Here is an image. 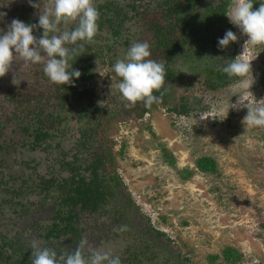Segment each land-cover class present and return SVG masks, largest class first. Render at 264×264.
Returning a JSON list of instances; mask_svg holds the SVG:
<instances>
[{
    "label": "rangeland",
    "instance_id": "obj_1",
    "mask_svg": "<svg viewBox=\"0 0 264 264\" xmlns=\"http://www.w3.org/2000/svg\"><path fill=\"white\" fill-rule=\"evenodd\" d=\"M159 1L93 0L94 7L110 3L124 13L123 28L116 38L106 29L100 33L96 48L100 57L93 60L88 82L96 113L119 107L121 95L116 85L120 78L111 66L143 35L136 13L146 16L156 11ZM38 2L40 7L31 8L26 0H0V13H6L0 17V30H6L13 18L37 23L51 0ZM217 2L206 0V4ZM230 25L237 35L236 57L250 61L249 75L225 89L202 92L197 73L203 62L186 64L180 58L172 69L180 72L183 86L168 102L171 107L180 96L187 97L192 109L187 117L160 106L142 118L108 123L99 131L103 137L99 139L112 145L105 151L112 153L125 189L99 214H79L78 236L79 241H86V255L109 252L125 264L123 257L128 252L149 244L157 256L145 264H229L223 251L231 248L240 256L234 264H264V231L260 227L264 223V128L249 129L242 122L247 112L244 104L253 100L264 103V47L253 49L246 43L247 37ZM58 27L71 30L75 22ZM42 31L38 28L33 35L39 37ZM225 31L214 37L221 38ZM42 69L43 62L24 68L17 57L0 77V236L16 240L26 252H32L33 241L40 248H50L43 237L52 218V202L37 185L43 177L65 176L60 163L74 149L79 126L76 115L59 109L60 123L51 126L52 138L45 151L31 148V129L28 134L11 121L12 114L26 117L36 111V104L50 111L47 98L52 87ZM24 95L31 99L26 101ZM162 149L172 155L173 165L164 159ZM203 156L215 161L216 174L196 170L195 162ZM186 172L191 173L188 179L184 178ZM128 193L132 204H127ZM120 226H126V231H119ZM79 241L67 245L60 240L55 247L61 253L73 252ZM213 256L218 258L212 260Z\"/></svg>",
    "mask_w": 264,
    "mask_h": 264
},
{
    "label": "trees",
    "instance_id": "obj_2",
    "mask_svg": "<svg viewBox=\"0 0 264 264\" xmlns=\"http://www.w3.org/2000/svg\"><path fill=\"white\" fill-rule=\"evenodd\" d=\"M203 2L205 0H163L162 5L156 11L149 12L146 15L147 21L143 23V35L136 42L148 43L149 59L164 63L165 85L162 86L160 92L153 93L154 95L163 93L159 104L153 103L150 108H146L142 101L138 102L140 104L139 114L137 113L138 118H142L145 113H149L152 109L160 106L165 108L167 112L177 116L187 117L189 115L188 99L184 95L177 98L171 107H169L168 102V100L174 98L176 89L180 85L183 86L180 82V72L172 69L174 63L180 58L186 64H192L196 60L203 62L201 73H197V77L201 78L199 84L202 92L222 90L239 80V78L230 79L218 70L236 57V41L230 42L225 48H219L217 46L218 38L214 37V34L221 32L223 29L234 32L233 27L224 15L232 4V0H218L217 3L205 7L203 13L199 15L196 10ZM260 2L263 1L253 0V10L259 7ZM96 9L98 10L99 18L97 20L98 31L93 38L94 42L91 44L84 43L83 53L69 62L72 64V70H79V78L74 79L70 84H56L58 86L57 90H55V98L57 97L58 100L57 108L62 111L74 114L76 103L80 102L83 97L86 98L88 94L87 81L85 80H87L86 75L90 72V60L100 57L99 51H96L99 46L100 33L108 28V33L116 36L123 25L124 20H120V17L124 16V14L121 13L122 8L118 5L104 3L98 5ZM112 19H116V27L113 26ZM58 88H60V91ZM24 97L26 101L30 99L26 98L28 95ZM84 114L89 115L87 112ZM261 138L264 141V133ZM102 148L103 145L99 147L98 151L100 152ZM99 152L95 153V160L90 165L89 171L92 177L89 184L84 183L83 178L69 164H65L66 170L68 169V173H70V176L66 179L50 178L43 182L45 189L51 187V190L53 189L57 193L51 222L45 228L43 240L45 245H48L49 249L54 250L58 257L72 252L69 250L67 252L63 251V254L59 252L55 245L60 240H63L67 245L71 241H79L78 210L84 214L88 211L94 212L106 203L107 187H104L106 191L105 189H103L104 192L101 191L105 180L103 170L105 168L104 165H108L107 171L112 169L113 159L109 150L104 153ZM161 152L168 164L173 165L172 155L165 149H162ZM195 168L198 172L204 174L217 173L215 161L207 156L197 159ZM100 170L103 175L99 173ZM190 175V172H186L184 178L188 179ZM113 178L115 185H117L119 181L117 175H114ZM40 183L42 184V182ZM260 227L264 231V223ZM156 234L160 237L164 236L160 232ZM11 246L16 247L17 243L13 242L10 245L6 241H1L0 264H2V256H5L6 261H9H4L5 264H31L32 255L20 251L21 248L19 247L16 248L14 255L6 254L5 248L12 249ZM146 253H149V260L151 261L157 256L151 252V246L145 244L137 252H128V255L123 257L125 258V264H145L143 257L140 256H144ZM217 258V256L211 257L212 260ZM223 259L229 264H234L240 259V256L234 249L227 248L223 251Z\"/></svg>",
    "mask_w": 264,
    "mask_h": 264
},
{
    "label": "clouds",
    "instance_id": "obj_3",
    "mask_svg": "<svg viewBox=\"0 0 264 264\" xmlns=\"http://www.w3.org/2000/svg\"><path fill=\"white\" fill-rule=\"evenodd\" d=\"M26 2L31 8L40 7L38 0ZM5 15L0 13V17ZM224 15L247 37L248 45L253 49L264 47V2L253 10V0H234ZM98 18L93 0H51L50 7L39 14L35 24L13 18L6 30H0V77L9 71L12 62L19 57L24 68L43 62L42 71L53 84L72 83L79 78L80 72L72 70L69 62L83 53L84 43L94 42ZM69 22H75V27L59 30L58 25ZM38 28L43 30L39 37L33 35ZM236 40V33L227 30L217 39V46L225 48ZM66 45L74 46L69 49ZM149 57V44L136 42L128 47L123 59L116 60L111 66V71L120 78L116 87L128 104L142 101L146 108H150L153 103L161 102L163 93H153L160 92L165 85V66ZM237 57L218 69L230 79L250 74V61ZM244 107L247 109L242 121L244 126L249 129L264 128V103L253 100ZM118 230L126 231V226H120ZM85 245L86 241L82 239L73 252L58 257L54 250L40 248L33 241L31 264H121L120 258L109 252L91 251L90 255H86Z\"/></svg>",
    "mask_w": 264,
    "mask_h": 264
},
{
    "label": "flooded vegetation",
    "instance_id": "obj_4",
    "mask_svg": "<svg viewBox=\"0 0 264 264\" xmlns=\"http://www.w3.org/2000/svg\"><path fill=\"white\" fill-rule=\"evenodd\" d=\"M162 2H163V0L159 1V3H158L159 7H160V5H162ZM209 5H212V4H206V0H205V2H203L202 4H200L198 6V8L196 10L197 14L201 15L203 13L204 8L208 7ZM121 13H123V12H121ZM136 14H137V17H139L140 20L142 21V26H143V23L147 21V17L144 14H140V13H136ZM122 17H120V20L122 19ZM115 20L116 19H112V21H113L112 24L114 27H116V21ZM122 28H123V26L119 29V33H120V30ZM108 30L109 29L107 28L106 31L108 32ZM118 34L116 36H113L111 34L110 36L113 38H116L118 36ZM100 36H101V34H100ZM90 59H91V57H90ZM92 64H93V60H90V65H89L90 66V72L88 75H86L87 80H85V81H87L88 94L86 95V98L83 97L80 100V102H77V103L75 102L77 106L74 108V111H75L74 115H76L77 124L79 126L77 128L78 134L77 135L75 134V136H74V149H72L70 151L69 157H67V160H62L60 163L61 170L65 173V176L64 177L57 176L56 178H54L53 176H50L48 178L43 177V178H40L39 184L37 185V187L39 188V192H42L45 195V197L49 201L52 202V215H53L54 201H55V198L57 197V193L54 192L53 189L51 190V187L49 189H45L43 182L49 180L50 178L51 179H53V178L54 179H66L68 176H70V173H68V169L66 170L65 164H69L70 166L73 167L74 171H77L79 173V175L83 178L84 183L89 184V182L91 181V177H92L89 170H90V165L95 160L94 159L95 153L97 154V152H99L98 150H99V147L101 145H103V148L100 151L101 153L106 152L105 151L106 146H108L109 148H112L111 147L112 145H109L111 143L106 142L105 139H102V140L99 139V137H102V136H100L102 131L101 132H99V131L102 130L103 125L108 124V123L123 122L124 120L130 119V118L137 119L138 118L137 113L140 111V109H139L140 104H138V102H136L135 104H128L126 101H124L120 97L121 99H120L119 104H118L119 107H116L115 110H113V111L105 110L102 113H99L100 111H98L96 113L95 110H97L98 108H96L94 106L92 94H90L89 86H88V82L92 76ZM50 86L52 87L51 88L52 92H51L50 96H48L49 98H47V100L51 102L50 111L46 110V107H44L43 105L39 106L38 104H36L35 109L37 107H38V109L36 111L33 110L31 112L32 114L31 113L28 114V112H27L28 116H26V117L23 115H19V113H17L16 116H14L13 114L10 116V119L14 118V119H11V121L14 122L15 124H17V126L21 127V129L24 132L29 134L30 129H31L30 136H31V143H32L31 148L32 149L39 148V149L47 151V149H45V148L48 147L47 143L52 138L51 132L53 130L51 129V126L52 125L55 126V125H58L60 123V122H58V119L60 117L59 113L61 111H58L60 108L59 109L57 108L58 107L57 106L58 100H57V97L55 98V96H56L55 90H57L58 86L56 84L51 83V82H50ZM58 89L60 91V88H58ZM52 103H54V105ZM196 103H197V101H196ZM15 105L17 107L20 106L19 102H16ZM189 109H190V106H189ZM191 110L192 109H190V111ZM85 112L89 113V115H87V114L85 115L84 114ZM147 114L148 113H145L143 115V117ZM22 118H24V119H22ZM95 121H96V123H94ZM46 122L49 123V125H48L49 127L45 126ZM32 127H33V129H32ZM46 127H48V129ZM96 129H98V130H96ZM43 144H44V147H42ZM111 156H112V153H111ZM112 159H113V156H112ZM114 165H115V163H114V159H113V167L111 169L112 171L111 170L107 171V169L109 168L108 165H104V167H105L103 170L104 175L102 174L101 170L99 171V173L105 177V180L103 181L104 186L101 188V191H103V189H105L104 187H107L108 192L105 189V191L107 193L106 203L104 205H102L101 207H99L94 212L88 211L85 214H90V215L99 214L100 211L106 209V206L108 205V202L112 197H114L116 194H118L123 189H125L124 188L125 185L123 184V181L121 180V178H120L117 170L115 169ZM102 169H103V167H102ZM114 175H117L118 180H119L117 185H115V183H114V178H113ZM40 182H42V184ZM98 191H100V190H98ZM127 197H128L127 204H132V200L130 198L129 193H128ZM80 213L81 212L78 210V218H79ZM82 214H84V213H82ZM157 232L158 231H154L155 234ZM1 241H6L10 245H12L13 242H16V240H14V239H11L10 241H8L3 236H0V244H1ZM17 247L18 246H16V247L11 246L12 249L6 247L5 248L6 254L14 255ZM20 251L26 252L23 249H21ZM27 253L32 255V252H27ZM140 257L146 258L143 260V262L146 263V261L149 260L150 255H149V253H146L144 256H140ZM13 260H16V259H13ZM1 261H2V264H5V262H9V261H6L5 256L1 257ZM12 264H14V263H12Z\"/></svg>",
    "mask_w": 264,
    "mask_h": 264
}]
</instances>
